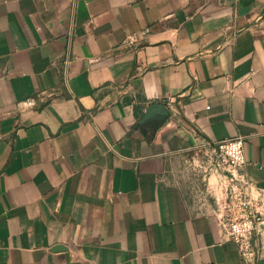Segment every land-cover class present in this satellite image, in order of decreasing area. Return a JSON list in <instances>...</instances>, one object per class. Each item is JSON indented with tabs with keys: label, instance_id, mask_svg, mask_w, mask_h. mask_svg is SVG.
<instances>
[{
	"label": "crops",
	"instance_id": "crops-1",
	"mask_svg": "<svg viewBox=\"0 0 264 264\" xmlns=\"http://www.w3.org/2000/svg\"><path fill=\"white\" fill-rule=\"evenodd\" d=\"M240 135L264 216V0H0V264H264Z\"/></svg>",
	"mask_w": 264,
	"mask_h": 264
},
{
	"label": "built area",
	"instance_id": "built-area-1",
	"mask_svg": "<svg viewBox=\"0 0 264 264\" xmlns=\"http://www.w3.org/2000/svg\"><path fill=\"white\" fill-rule=\"evenodd\" d=\"M245 144L243 135L211 143L215 148L214 165L231 173V187L221 209L225 234L239 247L243 256L251 258L262 244L264 216L252 201L248 181L239 174L245 164ZM234 170H238V175L233 173Z\"/></svg>",
	"mask_w": 264,
	"mask_h": 264
},
{
	"label": "water",
	"instance_id": "water-1",
	"mask_svg": "<svg viewBox=\"0 0 264 264\" xmlns=\"http://www.w3.org/2000/svg\"><path fill=\"white\" fill-rule=\"evenodd\" d=\"M152 111L156 112V111H161V107L155 106ZM261 228L264 230V224L261 225Z\"/></svg>",
	"mask_w": 264,
	"mask_h": 264
},
{
	"label": "rangeland",
	"instance_id": "rangeland-1",
	"mask_svg": "<svg viewBox=\"0 0 264 264\" xmlns=\"http://www.w3.org/2000/svg\"><path fill=\"white\" fill-rule=\"evenodd\" d=\"M217 212L219 213V215L223 216L224 215V212L223 210H217Z\"/></svg>",
	"mask_w": 264,
	"mask_h": 264
}]
</instances>
